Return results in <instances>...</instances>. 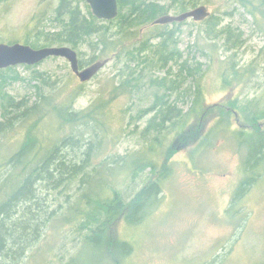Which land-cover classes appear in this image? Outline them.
I'll list each match as a JSON object with an SVG mask.
<instances>
[{
    "label": "rangeland",
    "instance_id": "obj_1",
    "mask_svg": "<svg viewBox=\"0 0 264 264\" xmlns=\"http://www.w3.org/2000/svg\"><path fill=\"white\" fill-rule=\"evenodd\" d=\"M159 1L174 5L168 13H181L173 0ZM187 1L196 4L188 5V10L208 6L211 21L188 19L165 27L138 26V35L127 44L129 49L138 48L134 50L140 55L137 61L124 55L116 57V51H111L103 58L109 62L92 79L81 82L67 59L51 57L31 68L17 65L0 72V88L16 100L32 98L34 102L40 89L49 92L74 82L81 87L75 107L84 109L100 96L107 97L129 75L128 92L111 105L110 130L118 132L117 140L103 143L102 157L96 156L93 162L98 165L108 152L119 158L117 164L109 160L103 168L118 166V174L111 179L126 201L132 200L154 174L151 168H142L128 176L131 168L121 167L123 158L145 153L162 168L167 162L172 171L164 180L158 206L144 222L129 226L122 219L113 228L116 239L131 242L134 248L124 264H264V163L258 167L256 182L240 192L230 209L244 180L242 166L248 153L236 132L254 127L246 121L249 110L264 123L260 114H264V18L256 19L235 0ZM58 5L59 0H0V43L29 42L37 48L69 46L77 51L82 67L98 61L92 58L103 55V45L95 51L91 44L98 35L84 37L76 46L48 45V39L62 29L55 20ZM105 24L109 33H117L116 23ZM161 31L171 32L164 50L163 40L157 37ZM162 54L172 55L173 60L161 65ZM185 60L191 67H201V72L194 76L182 73L180 65ZM234 68L245 73L241 80L233 75ZM36 71L53 87L43 85ZM165 77L177 81L178 88L164 101L181 111L178 121L183 123L187 117L188 127L202 130L196 140L190 135L186 143L182 141L185 127L174 128L177 120L173 116L164 128H156V111L151 107L164 91L153 87L152 80ZM225 78L232 85L224 86ZM227 109L231 114L223 121L221 114ZM54 128L52 124L51 132ZM23 129L0 130V162L18 148ZM5 173L0 172V181ZM64 190L44 189L43 197L49 199L52 210L57 209V216L45 225L28 253L10 264H67L78 254L90 231L80 230V223L66 221V201H75L79 191L76 186ZM90 252H84L88 264Z\"/></svg>",
    "mask_w": 264,
    "mask_h": 264
},
{
    "label": "trees",
    "instance_id": "obj_2",
    "mask_svg": "<svg viewBox=\"0 0 264 264\" xmlns=\"http://www.w3.org/2000/svg\"><path fill=\"white\" fill-rule=\"evenodd\" d=\"M235 1L256 19L264 18V0ZM173 2L181 12L188 10V5L196 6L187 0ZM173 6L159 0H118V16L107 21L97 19L85 0H59L55 20L62 29L48 39V45L67 43L76 46L83 42L84 37L98 35L97 41H92L91 44L94 45L95 51L103 45L101 50L103 55H94L92 61L105 58V54L111 51H116V57L124 55L131 61H137L140 55L134 52L138 48L127 47V44L138 35L137 27H165L166 25L152 26L151 23L159 16L168 14ZM212 18L213 15L205 21ZM105 22L116 23L117 33H109V26H106ZM215 23L216 20L213 25ZM170 35V31H161L157 34V37L163 40L161 42L163 50L167 48V39ZM24 44L37 48L36 44L29 42ZM180 59L181 57L177 60ZM169 60H173L172 55L162 54L160 63L163 65V62L167 63ZM12 69L14 66L1 69L0 72ZM180 70L194 76L201 72V67H191L185 60L181 63ZM233 72L237 80H241L245 74L235 68ZM35 73L43 85L53 87L51 81L43 77L42 73L38 71ZM152 81L153 87L164 91L151 107V110L156 111L154 118L158 121L156 128L159 126L164 128L165 122H170L176 117L174 128L181 124L185 127L181 135L182 141L186 143L190 135L196 140L202 130L194 131V125L188 127L187 117L183 119V123L178 121L181 111H175V107L164 101L166 95L178 88L177 81L166 77ZM129 83L130 77L127 75L120 84L111 89L107 97L100 96L84 109L75 107L81 87H76L74 82L58 88L53 87V91L49 92L40 89L34 102L32 98L16 100L0 88L2 93L0 111L4 117L0 120V130L9 131L18 126L24 128L18 148L0 162V166L3 167L0 168V172H6L0 181V264H10V261L26 255L42 235L45 225L53 217L56 218L57 209L52 210L49 199L43 197L44 189L68 190L74 186L78 188L79 193L75 201H66V221L80 223L79 229H87L90 233L84 238L78 254L67 264H88V258L84 253L86 250L91 251V264H124L133 253L131 242L116 239L113 228L122 219L129 226L141 224L146 220L159 204L158 197L163 191L164 180L171 174L172 167L166 162L162 168L153 156L145 153L129 159L120 157L123 158L121 167L131 168L128 176L136 174L142 168H151L154 174L132 200L126 201L123 195L114 189L116 185L111 179L118 174L116 170L118 166L103 168L109 160L112 164H117L119 158L110 156L108 152L103 156L104 159L97 163L98 165L94 164L93 159L96 156L102 157L100 152L103 150V143L117 140L118 132L110 130L113 118L111 105L120 94L128 92ZM224 83V86L232 85V81L226 78ZM228 109L221 114L223 121L231 114ZM192 110L193 108L188 114ZM260 114L263 118L264 114ZM246 115V121L254 127L250 126L251 130L247 127L246 130L251 132L247 137L246 130L236 132L239 136L238 142L241 146L247 147L248 153L242 166L244 180L230 209L241 196L240 192L256 182L260 175L258 167L264 163V123L260 122L257 113H253L252 110ZM52 124H55L53 132ZM81 126L84 129H80Z\"/></svg>",
    "mask_w": 264,
    "mask_h": 264
},
{
    "label": "water",
    "instance_id": "obj_3",
    "mask_svg": "<svg viewBox=\"0 0 264 264\" xmlns=\"http://www.w3.org/2000/svg\"><path fill=\"white\" fill-rule=\"evenodd\" d=\"M93 15L97 19L113 20L119 14L118 0H86ZM212 14L206 5L186 10L179 14H164L156 18L151 25H169L181 23L188 19L195 22H202ZM51 57H63L67 59L72 71L81 82L92 79L108 62L109 59H102L92 64L82 67L78 53L69 46H47L33 48L32 46L20 42L0 43V69H5L17 65H36Z\"/></svg>",
    "mask_w": 264,
    "mask_h": 264
}]
</instances>
